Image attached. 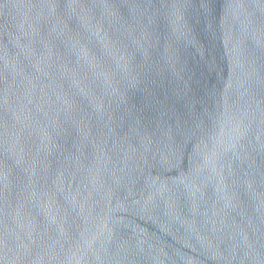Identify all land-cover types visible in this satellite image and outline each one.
Segmentation results:
<instances>
[{
	"label": "water",
	"instance_id": "obj_1",
	"mask_svg": "<svg viewBox=\"0 0 264 264\" xmlns=\"http://www.w3.org/2000/svg\"><path fill=\"white\" fill-rule=\"evenodd\" d=\"M0 264H264V0H0Z\"/></svg>",
	"mask_w": 264,
	"mask_h": 264
}]
</instances>
